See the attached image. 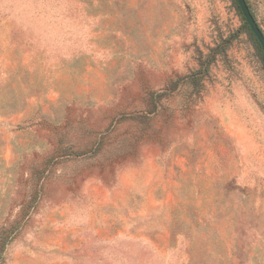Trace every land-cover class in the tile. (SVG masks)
I'll list each match as a JSON object with an SVG mask.
<instances>
[{
	"label": "rangeland",
	"instance_id": "1",
	"mask_svg": "<svg viewBox=\"0 0 264 264\" xmlns=\"http://www.w3.org/2000/svg\"><path fill=\"white\" fill-rule=\"evenodd\" d=\"M239 10L0 0V264H264V57Z\"/></svg>",
	"mask_w": 264,
	"mask_h": 264
},
{
	"label": "water",
	"instance_id": "2",
	"mask_svg": "<svg viewBox=\"0 0 264 264\" xmlns=\"http://www.w3.org/2000/svg\"><path fill=\"white\" fill-rule=\"evenodd\" d=\"M237 3L246 20V25L251 29L252 33L256 37L264 54V32L256 21L247 0H237Z\"/></svg>",
	"mask_w": 264,
	"mask_h": 264
},
{
	"label": "trees",
	"instance_id": "3",
	"mask_svg": "<svg viewBox=\"0 0 264 264\" xmlns=\"http://www.w3.org/2000/svg\"><path fill=\"white\" fill-rule=\"evenodd\" d=\"M235 2L237 3V0H235ZM237 7H238V9H240L238 3H237ZM239 11H241V10H239ZM240 13H242V12H240ZM247 29L253 35V37L256 41V44H257L258 48L260 49L262 56L264 57L263 51H262L261 46H260L259 42L257 41L256 37L254 36V34L252 33L251 29L248 26H247ZM12 236H13L12 230H6V231H3L2 233H0V262H2L5 247H6L7 243L9 242V240Z\"/></svg>",
	"mask_w": 264,
	"mask_h": 264
}]
</instances>
